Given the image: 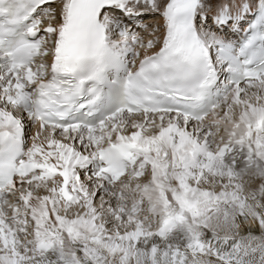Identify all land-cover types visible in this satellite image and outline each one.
I'll list each match as a JSON object with an SVG mask.
<instances>
[{
  "label": "snow or ice",
  "instance_id": "1",
  "mask_svg": "<svg viewBox=\"0 0 264 264\" xmlns=\"http://www.w3.org/2000/svg\"><path fill=\"white\" fill-rule=\"evenodd\" d=\"M0 264H264V0H0Z\"/></svg>",
  "mask_w": 264,
  "mask_h": 264
}]
</instances>
